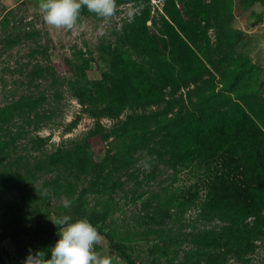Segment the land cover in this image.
Returning <instances> with one entry per match:
<instances>
[{
  "label": "rangeland",
  "instance_id": "obj_1",
  "mask_svg": "<svg viewBox=\"0 0 264 264\" xmlns=\"http://www.w3.org/2000/svg\"><path fill=\"white\" fill-rule=\"evenodd\" d=\"M38 2L0 0V233L55 225L52 220L62 215L76 218L82 213L99 221L101 210L111 204L112 215L105 222V230L114 232L116 224L121 232H128L123 236L115 231L114 236L129 248L137 263L192 261L188 238L173 245L164 236L213 230L221 222L200 218L198 208L186 205L196 180L189 169L172 166L160 145L137 147L128 137L97 141L90 149L94 161L113 153L119 161L115 165L108 161L99 171L85 173L79 170L77 160L64 163L58 159L94 125V118L75 98V88L109 73L116 56L152 73L141 52L128 43L127 33L147 17L148 34L160 36L165 0H116L118 11L109 22L81 13L73 30L48 26ZM227 2L231 20L222 32H228V27V39L233 35L239 39H230L235 42L226 47L223 69L238 67L240 75L235 82L231 72L222 78L214 74L216 92L223 89V95L232 98L249 90L264 93V1ZM130 7L136 8L132 23L127 19ZM208 35L214 41L217 30L210 28ZM125 114L127 111L121 117ZM72 120L76 126L64 131ZM113 122L101 119L105 127ZM146 158H150L147 170L142 163ZM98 188L107 189L112 197L94 192ZM63 198L72 201L70 209L63 208ZM165 215L170 217L163 219ZM57 231L5 239V263L23 264L30 249L33 253L44 250L45 258H50L49 249L59 239ZM100 236L95 249L126 264L106 236ZM255 244L254 252L241 261L229 257L224 264H264V239Z\"/></svg>",
  "mask_w": 264,
  "mask_h": 264
},
{
  "label": "trees",
  "instance_id": "obj_2",
  "mask_svg": "<svg viewBox=\"0 0 264 264\" xmlns=\"http://www.w3.org/2000/svg\"><path fill=\"white\" fill-rule=\"evenodd\" d=\"M162 10L160 36L148 34L147 17L127 33L128 43L141 52L152 73L116 56L110 72L101 79H84V86L75 88L74 95L83 111L94 118V125L58 159L64 163L77 160L85 173L119 161L114 153L94 161L90 149L97 141L128 137L137 147L160 145L172 166L189 169L196 180L186 205L198 208L200 218L221 222L213 230L164 236L173 245L187 238L191 243L192 261L180 264H224L229 257L241 261L254 252L256 241L264 239V93L249 90L232 98L223 95V89L216 92L214 74L222 78L231 72L234 81L240 75L238 67L223 69L226 47L239 39L237 35L231 37L233 43L228 39V27V32H222L231 20L227 0H165ZM82 13L94 14L86 8ZM210 28L217 30L214 41L208 35ZM102 118L114 122L105 127ZM76 124L70 121L64 131ZM55 162L53 158L51 163ZM94 192L110 195L103 188ZM111 206L101 210L99 221L82 213L77 217L88 218L126 264H139L114 236L115 231L123 236L128 232H121L116 224L114 232L105 230ZM56 230V225H45L1 232L0 264H6L5 239Z\"/></svg>",
  "mask_w": 264,
  "mask_h": 264
},
{
  "label": "clouds",
  "instance_id": "obj_3",
  "mask_svg": "<svg viewBox=\"0 0 264 264\" xmlns=\"http://www.w3.org/2000/svg\"><path fill=\"white\" fill-rule=\"evenodd\" d=\"M39 12L43 21L55 29L73 30L81 19L83 9L94 13L103 22H109L117 13L116 0H39ZM136 8L127 10V19L132 23L135 19ZM100 30L104 23L99 25ZM150 158L143 161L145 169L150 168ZM65 209L72 207V201L63 198ZM57 226L59 239L49 249L50 258H45L44 250L34 253L30 249L23 264H119L118 260L106 251L101 253L95 249L100 243L101 236L98 229L86 217L62 215L52 220Z\"/></svg>",
  "mask_w": 264,
  "mask_h": 264
}]
</instances>
